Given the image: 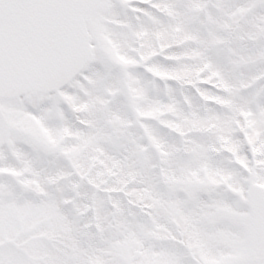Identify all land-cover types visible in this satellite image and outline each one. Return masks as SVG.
<instances>
[{
	"label": "snow or ice",
	"instance_id": "6c2138e0",
	"mask_svg": "<svg viewBox=\"0 0 264 264\" xmlns=\"http://www.w3.org/2000/svg\"><path fill=\"white\" fill-rule=\"evenodd\" d=\"M0 264H264V0H0Z\"/></svg>",
	"mask_w": 264,
	"mask_h": 264
}]
</instances>
